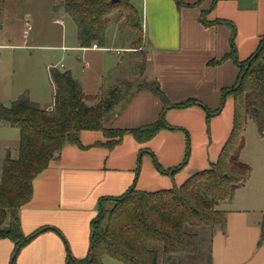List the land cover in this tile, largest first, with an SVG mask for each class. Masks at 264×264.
Masks as SVG:
<instances>
[{
	"label": "crops",
	"instance_id": "0c3cea01",
	"mask_svg": "<svg viewBox=\"0 0 264 264\" xmlns=\"http://www.w3.org/2000/svg\"><path fill=\"white\" fill-rule=\"evenodd\" d=\"M213 1L183 0L186 5L178 6L175 0H142L143 31L146 28L149 41V45L143 42L146 66L142 79L158 81L173 104L193 98L215 111L221 106L222 90L233 86L238 78L234 62L222 60L230 51L231 28L204 24L203 12L207 21L227 19L236 25L235 42L242 61L254 53L264 35V0H218L212 8ZM112 24L119 30L113 33L114 44L106 34L104 46L81 47L77 39L74 46L62 47L78 52L77 63L84 60L82 70L63 63L59 69L70 70L86 95L98 94L111 76L124 70L126 52H137L130 48L131 36L118 23ZM120 35L123 38L119 39ZM119 40L122 45H115ZM53 103L40 105L50 109ZM202 105L169 109L166 120L177 128L162 129L144 143L127 133L119 144L107 148L101 145L106 141L102 131H81L82 146L66 144L33 181L32 199L20 210L22 232L28 236L42 227L50 229L23 246L15 264H65L68 253L82 259L89 249L90 223L98 214L100 198L119 196L132 186L142 190L171 188L190 174L208 168L219 157L231 132L233 97H226L220 112L211 118L209 130ZM162 108L157 96L142 89L117 103L104 117L103 126L131 129L153 123ZM183 129L190 135L191 154L172 178L158 170L153 155L164 169L178 166L186 152ZM8 152L17 157L18 149L0 153V174ZM240 158L245 163L250 160L247 143ZM228 201L222 208L226 230L217 228L213 234L212 264H264V242L260 243L264 185L255 184L250 175ZM13 248L10 239L0 240V264H11Z\"/></svg>",
	"mask_w": 264,
	"mask_h": 264
},
{
	"label": "trees",
	"instance_id": "16d2710c",
	"mask_svg": "<svg viewBox=\"0 0 264 264\" xmlns=\"http://www.w3.org/2000/svg\"><path fill=\"white\" fill-rule=\"evenodd\" d=\"M178 6L186 5L175 0ZM218 0H214L212 8ZM5 0H0V10ZM199 2L187 5L193 6ZM65 13L76 23L77 39L81 47L93 43L104 46L110 23H118L131 36L130 48L143 45L142 15L131 0H63ZM205 12L201 20L206 25L224 24L231 28L230 51L222 58L231 59L239 69L233 86L222 90L221 106L211 111L196 99L173 104L156 80L142 79L146 55L136 63V88L102 86L100 97L94 104V95H86L70 70L50 67L55 85L53 107L43 108L25 91L9 105L0 102V122L19 129L17 157L8 152L2 160L0 174V240L14 243L11 264L28 242L41 232L42 227L30 235L22 232L20 210L33 196V181L55 159L68 143L82 146L80 132L100 130L106 137L101 145L113 148L129 133L139 143L155 137L162 129H175L166 120L172 108L202 105L206 112L208 130L211 118L220 112L227 96L233 97V125L219 157L208 168L190 174L180 185L158 190H142L135 186L115 197L99 199V211L90 223V244L86 257L77 259L68 253L65 264H105L106 257L124 264H212V238L219 228L225 232L226 212L220 205L230 200L234 192L249 178L252 168L240 158L245 146V129L253 119L259 134L264 137V35L246 60H240L236 46V25L227 19L207 21ZM120 83L126 84L125 80ZM130 83V82H129ZM128 87V85H127ZM150 90L163 108L158 119L131 129L105 128L104 117L136 91ZM184 130V129H183ZM186 133V152L176 167L164 169L153 155L159 171L172 178L188 162L191 140ZM110 202L109 208L105 203ZM58 233H60L57 229ZM260 243L264 242V216L260 222ZM201 262V263H200Z\"/></svg>",
	"mask_w": 264,
	"mask_h": 264
},
{
	"label": "rangeland",
	"instance_id": "374dc122",
	"mask_svg": "<svg viewBox=\"0 0 264 264\" xmlns=\"http://www.w3.org/2000/svg\"><path fill=\"white\" fill-rule=\"evenodd\" d=\"M62 1L5 0L0 10V102L3 104L9 105L19 95L28 91L31 99H41L42 102L37 100L41 105H49L52 100L54 102L55 96L50 67L61 68L63 63L66 66L77 65L82 70L84 60L77 63L78 52L73 48L62 49L77 43L76 23L65 13L61 6ZM132 3L142 14V0H132ZM115 30L119 32L117 26L110 23L106 31L110 42ZM144 32V41L149 45L146 28ZM121 38H123L122 35L119 39ZM115 45H122V42L119 40ZM147 45L146 48H148ZM134 49L137 52L133 50L126 52L124 70L111 76L105 88L119 86L123 89L135 90L136 70L132 62L135 64L141 62L144 48L140 45ZM105 54L111 53L105 52ZM113 54L117 55L116 52ZM122 79L126 84L120 83ZM94 97L92 102H97L100 92ZM19 136L18 128L0 122V153L6 149L14 153L18 149ZM245 143H247L250 159L247 164L252 168L251 181L263 186L264 137L259 134L253 119L247 120ZM228 202L230 201L222 202L220 208H225ZM110 206V202L105 203L106 208ZM104 261L105 264H124L110 257H106ZM183 264L196 263L184 262Z\"/></svg>",
	"mask_w": 264,
	"mask_h": 264
},
{
	"label": "built area",
	"instance_id": "2783aa9c",
	"mask_svg": "<svg viewBox=\"0 0 264 264\" xmlns=\"http://www.w3.org/2000/svg\"><path fill=\"white\" fill-rule=\"evenodd\" d=\"M94 48H97L98 47V44L97 43H93L92 45Z\"/></svg>",
	"mask_w": 264,
	"mask_h": 264
},
{
	"label": "water",
	"instance_id": "95a60500",
	"mask_svg": "<svg viewBox=\"0 0 264 264\" xmlns=\"http://www.w3.org/2000/svg\"><path fill=\"white\" fill-rule=\"evenodd\" d=\"M112 1H117V0H112Z\"/></svg>",
	"mask_w": 264,
	"mask_h": 264
}]
</instances>
